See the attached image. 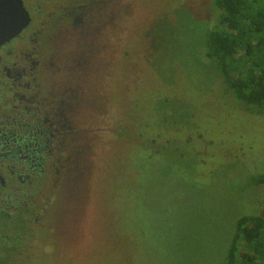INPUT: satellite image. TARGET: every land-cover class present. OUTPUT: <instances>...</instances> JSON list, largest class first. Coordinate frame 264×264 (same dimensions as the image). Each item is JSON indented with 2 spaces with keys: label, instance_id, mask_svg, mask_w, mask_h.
<instances>
[{
  "label": "rangeland",
  "instance_id": "rangeland-1",
  "mask_svg": "<svg viewBox=\"0 0 264 264\" xmlns=\"http://www.w3.org/2000/svg\"><path fill=\"white\" fill-rule=\"evenodd\" d=\"M56 17L37 81L67 103L56 244L29 264H225L237 219L264 216V111L216 88L210 0H57Z\"/></svg>",
  "mask_w": 264,
  "mask_h": 264
},
{
  "label": "flooded vegetation",
  "instance_id": "flooded-vegetation-1",
  "mask_svg": "<svg viewBox=\"0 0 264 264\" xmlns=\"http://www.w3.org/2000/svg\"><path fill=\"white\" fill-rule=\"evenodd\" d=\"M21 1L29 22L0 44V264H29L38 245L55 246L56 145L67 135L64 96L45 97L37 83L53 65L57 0Z\"/></svg>",
  "mask_w": 264,
  "mask_h": 264
},
{
  "label": "trees",
  "instance_id": "trees-1",
  "mask_svg": "<svg viewBox=\"0 0 264 264\" xmlns=\"http://www.w3.org/2000/svg\"><path fill=\"white\" fill-rule=\"evenodd\" d=\"M210 3L217 18L205 24L202 44L216 71V88L252 112L264 111V0ZM251 181L264 183V174ZM224 263L264 264V216L243 214L237 219Z\"/></svg>",
  "mask_w": 264,
  "mask_h": 264
},
{
  "label": "water",
  "instance_id": "water-1",
  "mask_svg": "<svg viewBox=\"0 0 264 264\" xmlns=\"http://www.w3.org/2000/svg\"><path fill=\"white\" fill-rule=\"evenodd\" d=\"M28 22L21 0H0V44L15 37Z\"/></svg>",
  "mask_w": 264,
  "mask_h": 264
}]
</instances>
